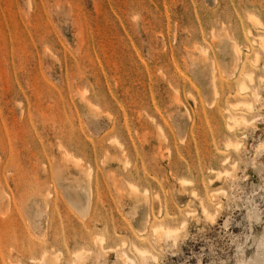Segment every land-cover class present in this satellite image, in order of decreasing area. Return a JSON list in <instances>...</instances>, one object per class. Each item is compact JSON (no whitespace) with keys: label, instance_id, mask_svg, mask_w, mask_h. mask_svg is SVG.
Instances as JSON below:
<instances>
[{"label":"rangeland","instance_id":"obj_1","mask_svg":"<svg viewBox=\"0 0 264 264\" xmlns=\"http://www.w3.org/2000/svg\"><path fill=\"white\" fill-rule=\"evenodd\" d=\"M253 15L264 0H0V264H264Z\"/></svg>","mask_w":264,"mask_h":264},{"label":"bare ground","instance_id":"obj_2","mask_svg":"<svg viewBox=\"0 0 264 264\" xmlns=\"http://www.w3.org/2000/svg\"><path fill=\"white\" fill-rule=\"evenodd\" d=\"M253 17L255 18V22L256 23H260L261 24V21L259 20V18L257 17V16H254L253 15ZM259 25V24H258ZM262 25V24H261ZM263 26V25H262ZM264 27V26H263ZM257 43H258V45H259V47H260V49H262V50H264V34H259L258 36H257ZM234 49H235V51L236 52H240V49H239V47L237 46V45H234ZM259 59H260V53L258 52V50L257 51H255V53H254V58H253V64L254 65H257L258 64V62H259ZM249 61V60H248ZM252 62V61H251ZM254 72V71H253ZM253 72H251V71H248L247 72V78H248V80L249 81H252L253 80V78H254V73ZM246 75V74H245ZM240 90H246L247 88H248V85H247V83L246 82H241L240 84ZM217 92L215 91V94H216ZM257 96V95H256ZM239 102V101H238ZM238 102H236V103H238ZM243 102H245V101H240L239 103H243ZM246 104V105H245ZM245 106H247L248 108H251V106H252V103L251 102H245ZM228 118V117H227ZM229 120H231V124L232 123H239V122H243V123H246L247 122V120L245 119V117H243V116H237V115H235V114H230V116H229ZM226 125H228V124H226ZM227 127H231V125L229 126H227ZM237 141H232V140H228V142H227V145H231L232 147L233 146H238L237 145ZM226 145V146H227ZM234 147V148H235ZM227 159V157L224 159V160H226ZM185 179H183V181H184ZM187 181V180H186ZM185 181V182H186ZM194 193V192H193ZM202 208V212L205 214V215H207V217H209V210H208V208L205 206V205H202L201 206ZM151 229L154 231V234H155V241L156 242H159V240L161 239V238H169L171 235H172V233L174 232L175 233V230H173V229H169V228H164L162 225H160V224H158V225H153V226H151ZM143 245V244H142ZM134 249H135V251L139 254V256L142 258V259H145L146 258V256H147V253H149V250L147 249V248H144V247H140V246H138V245H136V244H134ZM127 254V253H126ZM126 254L124 255L125 257H126ZM151 254V253H150ZM79 256V255H78ZM123 256V255H122ZM47 258V255L46 254H44L43 255V257L40 259V261L41 262H43L45 259ZM122 258V257H121ZM120 258V259H121ZM124 258V257H123ZM127 258V257H126ZM130 258V257H129ZM128 259V258H127ZM127 259H125V260H127ZM54 260H56V258L54 259ZM124 260V259H123ZM129 260V259H128ZM131 260H132V258H131ZM131 263L133 264L134 263V261H131Z\"/></svg>","mask_w":264,"mask_h":264}]
</instances>
